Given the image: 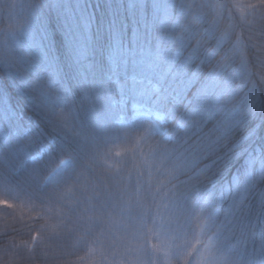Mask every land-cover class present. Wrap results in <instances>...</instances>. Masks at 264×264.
Instances as JSON below:
<instances>
[{
	"label": "trees",
	"instance_id": "16d2710c",
	"mask_svg": "<svg viewBox=\"0 0 264 264\" xmlns=\"http://www.w3.org/2000/svg\"><path fill=\"white\" fill-rule=\"evenodd\" d=\"M54 1V10L32 25L23 45L26 54L42 51V45L49 61L0 62V90L34 132L28 140L0 144V264H119L120 246L123 252L132 241L116 227L124 222L136 228L147 215L141 206L166 221L198 220L189 228L207 223L203 236L221 229L222 255L264 264V163L257 159L264 155V0H174L162 24H141L129 0H98L104 3L91 14L78 12L82 0ZM189 3L191 11L185 9ZM65 10L78 23L94 18L88 29L80 27L89 38H77L76 27L58 25ZM160 35L169 43L157 41ZM113 42L120 49L134 47L130 62L142 72L156 66L164 84L171 72L191 77L193 98L201 103L197 113L206 110L200 134L186 119L181 128L174 126L172 141L153 134L139 139L140 131L113 122L116 106L107 100L95 105L110 85L102 49ZM213 99L221 108L211 115L214 108L203 106ZM163 102L157 106L172 114L173 124L188 111L183 99ZM126 139L116 155L120 176L107 175L99 162ZM41 146L46 150L39 159L23 162L28 150L31 155ZM64 159L72 162L70 175L41 187ZM107 179L102 191L100 180ZM149 228L160 244L172 243L152 220ZM205 244H194L174 264H235L213 261ZM126 255L134 258L130 251ZM162 259L152 264H167Z\"/></svg>",
	"mask_w": 264,
	"mask_h": 264
},
{
	"label": "rangeland",
	"instance_id": "374dc122",
	"mask_svg": "<svg viewBox=\"0 0 264 264\" xmlns=\"http://www.w3.org/2000/svg\"><path fill=\"white\" fill-rule=\"evenodd\" d=\"M82 1H84V8H79L78 12H86L87 10L88 14L93 13L95 6L98 7L102 2L104 3V1L99 2L98 0ZM106 1L108 3V0ZM117 1L120 4L122 0ZM127 2H129L128 6L130 10H132L134 6L137 8L138 17L142 21L141 24H144L146 19H154L152 23L157 21L158 23L160 22L159 24H162L165 20L163 15L166 12V8L171 7L174 0H129ZM54 3V0H0V62L6 58L18 60L21 57H28L32 61L39 59L37 63H44V60L49 61L46 50L42 45L40 47L42 51L37 49L35 52L29 54L23 52V45L26 37L31 32L30 29L32 25L41 24V19L43 15L46 14L45 11L51 12V10H54V5H56ZM185 9L191 11L192 5L189 3L186 5ZM40 11L42 12V16L36 18V14ZM59 17L60 20L58 25L61 27H76V30L73 32L76 34L77 38L84 39L86 36L89 38L88 34L80 27L82 26L88 29L90 24H94L93 17L90 18L89 24L87 20L83 22L81 18H79V20L81 19L82 21H79V23L76 22L75 15L70 17V12L68 10H65L64 13L61 11ZM85 18L88 19V15ZM67 19H69V21H67ZM37 20L40 23L37 24ZM132 26H137V22H134ZM112 28L114 29L116 27L113 25ZM160 37H162V35L157 38V41L169 43L164 37L163 39ZM103 44L105 45L106 43L103 42ZM125 48L129 50L116 47L115 42H113L111 47L107 50L103 47L102 52L105 53L106 62L108 63V71L103 72V76L106 75V79L110 82V88L108 86L106 87L105 95H102L100 101L97 100L95 105L98 107L105 105L106 102L104 100H107L112 105H118L117 113L112 115L113 122L132 128L135 131H140L141 137H139V139L146 135L153 134L163 140L172 141L175 129L174 126L177 129L181 128L182 121L185 122L186 119L191 120L190 125L191 123L193 125L191 126L192 132L196 133V135L200 134V132H202L200 126L205 122L204 116L206 115V110H203V108L207 110L214 108L211 113V115H214L221 108L217 102L214 101V99L212 103L209 101L210 106L208 107L206 106L208 101L206 103L204 102L205 105L201 109L203 112L197 113L200 110L201 103L197 102L196 104L193 98L194 91L191 86V77L184 75L183 70L177 73L171 72L169 75L171 78L170 81L164 84L163 74L161 73L159 75L160 72L157 71L156 66H152L150 71L142 72L143 67L135 64L134 59L130 62V59L133 57V52L135 51L134 47ZM47 66H49V64L45 65L44 68ZM49 79L52 80V78H48V81ZM208 96L209 95L205 97L208 98ZM160 99L161 102L158 103ZM181 99H183V108H188V111L184 117L180 120H175L173 124L171 120L172 114L169 111L160 110L159 107L164 106L163 101H168L171 102L172 105H176ZM156 102L158 104H156ZM176 108L177 107L173 110H176ZM194 113H197L196 121L193 118ZM29 124L32 125L30 120L24 118L21 112L18 111V108L11 105L3 91L0 90V144L4 146L11 140L30 139L34 132L30 131V128H28ZM127 142L126 139L121 144L115 145L112 149V156H108V158L104 157V160L99 162L100 166L102 165L105 167V173L107 175H109L108 172L113 173L116 171L118 176H120L122 172L121 165L119 166L120 157L116 155L125 149ZM139 146L140 144H137L136 149H138ZM45 150L46 147L41 146L37 152L31 155H29L28 150L23 162L39 159ZM257 159L264 163V155L257 156ZM72 169V162L70 159L62 160L43 179L40 186L43 187L59 183L70 175ZM107 186L108 179L104 183L100 180L99 188L102 191L106 189ZM166 199L167 197L165 196L162 203H165ZM138 210L147 215L145 217L143 215L142 219L138 220L136 228L126 226L124 222L118 224L116 227L117 231H119V228L124 229L123 232H126L124 233L125 238L129 236V239L132 241L129 242V247H124L123 252H121L122 245L120 246L119 264H130V262L131 264H152L153 261L158 260H156L157 256L158 258L164 257L165 259L161 261L166 260L167 264H174V262L181 260L184 252L191 250L194 244L199 243L203 245L206 243V252H211L208 257L212 258L213 261H220L225 258L235 264L243 263L242 256L237 260V256L232 255L225 257L222 255L220 248H218L221 241V236L219 235L221 229L218 230L214 228L211 234L203 236L202 234L210 229V225L205 223V226L200 227L199 225L197 229L194 227L189 228V224L199 223L195 218L179 220L177 217H172L166 221V219L157 216V213L153 215L152 210L147 213L143 206L138 207ZM151 220L160 236L170 237L172 243L164 242L160 244V242H158V238L154 236L155 233L149 228ZM200 220L204 221L201 217ZM171 227L174 229L172 232H170ZM137 231L139 232L137 233L139 237L136 236ZM119 236L123 237V234ZM206 238H208V240H206ZM128 251H130V255L134 257L132 260L126 255ZM101 252L103 254L102 257H105V251L102 250ZM111 255L112 253L109 251L107 256L110 257ZM112 262L117 263L115 260H111V263ZM158 262L154 264H158ZM198 264H201V262Z\"/></svg>",
	"mask_w": 264,
	"mask_h": 264
},
{
	"label": "bare ground",
	"instance_id": "6f19581e",
	"mask_svg": "<svg viewBox=\"0 0 264 264\" xmlns=\"http://www.w3.org/2000/svg\"><path fill=\"white\" fill-rule=\"evenodd\" d=\"M114 106H116V107H117V109H118V107H119L118 105H114ZM123 126H124V125H123ZM125 127H126V126H125Z\"/></svg>",
	"mask_w": 264,
	"mask_h": 264
}]
</instances>
